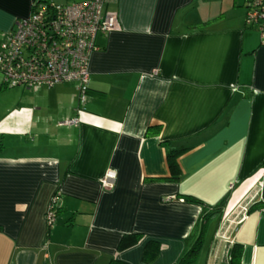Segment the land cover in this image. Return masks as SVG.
Listing matches in <instances>:
<instances>
[{
  "label": "crops",
  "instance_id": "0c3cea01",
  "mask_svg": "<svg viewBox=\"0 0 264 264\" xmlns=\"http://www.w3.org/2000/svg\"><path fill=\"white\" fill-rule=\"evenodd\" d=\"M34 1L0 0V43ZM244 3L106 0L120 28L96 37L84 103L72 82L1 98L0 264H178L223 198L195 264H230L235 245L240 264H264V44ZM169 147L186 148L177 181ZM126 233L142 237L118 251ZM148 240L159 253L147 263Z\"/></svg>",
  "mask_w": 264,
  "mask_h": 264
},
{
  "label": "built area",
  "instance_id": "2783aa9c",
  "mask_svg": "<svg viewBox=\"0 0 264 264\" xmlns=\"http://www.w3.org/2000/svg\"><path fill=\"white\" fill-rule=\"evenodd\" d=\"M246 27L256 30L264 44V0H244ZM106 0H81L56 4L35 0L27 17L16 18L0 43V72L6 87H51L75 82L78 101L84 103L89 89L90 56L99 33L120 28L118 17L104 11ZM77 118L62 123L76 124ZM114 170L101 179L111 187ZM59 194L52 196L45 212L47 225L56 219Z\"/></svg>",
  "mask_w": 264,
  "mask_h": 264
},
{
  "label": "trees",
  "instance_id": "16d2710c",
  "mask_svg": "<svg viewBox=\"0 0 264 264\" xmlns=\"http://www.w3.org/2000/svg\"><path fill=\"white\" fill-rule=\"evenodd\" d=\"M151 130V128H149ZM186 148H173L169 147L167 149L166 158L168 160V165L170 168V176L168 179L172 181H177L180 177V171L177 164V157L185 150ZM186 200L191 202L200 203L201 201L193 196H186ZM227 198H223L217 205H215L210 210H202V215L200 219L198 220L197 224L194 227V232L190 235V238L194 237V241L192 242V246L190 249L187 250V252L180 258L178 264H195V261L197 259V256L200 252V248L202 246L203 240H204V234L207 227V220L210 215L213 214H221L223 207L226 203ZM260 204H254L251 207H257ZM206 208V206H204ZM59 208L56 210V218ZM56 221V219H55ZM55 223V222H54ZM53 225V224H52ZM51 226V225H48ZM141 234L139 233H126L124 234L117 246L118 251L125 250L127 248H130L138 243V241L141 238ZM159 253V243L153 240H148L143 248L142 251V260L144 262H151ZM240 256H241V250L240 248L235 245L230 249L229 253V262L230 264H240ZM110 264H127L125 262H121L119 260H116L115 258L112 259Z\"/></svg>",
  "mask_w": 264,
  "mask_h": 264
},
{
  "label": "rangeland",
  "instance_id": "374dc122",
  "mask_svg": "<svg viewBox=\"0 0 264 264\" xmlns=\"http://www.w3.org/2000/svg\"><path fill=\"white\" fill-rule=\"evenodd\" d=\"M242 1L244 2V0H242ZM0 80H3V74L1 72H0ZM72 83H75V82H72ZM18 86H21V85H18ZM16 89H20V88L13 87V88L5 89L6 91H8V93L7 92H0V100H1V98H6L8 100H10V99L16 100L17 97L19 98L18 94L14 92Z\"/></svg>",
  "mask_w": 264,
  "mask_h": 264
}]
</instances>
